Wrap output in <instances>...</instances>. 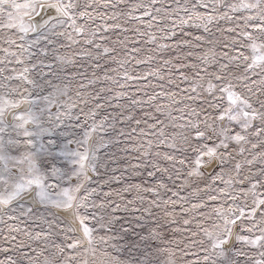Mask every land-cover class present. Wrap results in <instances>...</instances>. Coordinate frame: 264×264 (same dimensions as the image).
<instances>
[{"label":"snow or ice","instance_id":"6c2138e0","mask_svg":"<svg viewBox=\"0 0 264 264\" xmlns=\"http://www.w3.org/2000/svg\"><path fill=\"white\" fill-rule=\"evenodd\" d=\"M0 264H264V0H0Z\"/></svg>","mask_w":264,"mask_h":264}]
</instances>
